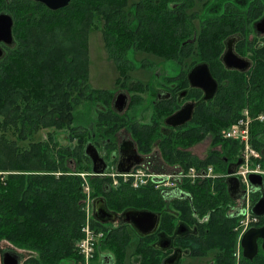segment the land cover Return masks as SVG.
Here are the masks:
<instances>
[{
  "label": "trees",
  "instance_id": "1",
  "mask_svg": "<svg viewBox=\"0 0 264 264\" xmlns=\"http://www.w3.org/2000/svg\"><path fill=\"white\" fill-rule=\"evenodd\" d=\"M129 3L71 0L68 7L52 11L31 0H0V15L13 19V43L4 46L0 58V242L23 249L22 254L10 250L23 256L22 264H85L79 244L86 236V226L94 235H102L95 246L94 264H126L132 233L138 244L129 264H164L172 250L156 247L158 235L174 237L180 223L191 229V235L174 237V246L190 256L217 251V264H232L239 220L230 218L234 203L229 205L225 179L214 185L183 184L181 190L192 198L187 200L164 197L161 189L154 188V181L140 189L123 182L121 187L112 188L110 178L96 175L90 179L92 190L120 218L109 223L93 218L87 223L82 181L68 175L69 166L87 159L89 141L99 149L103 144L115 149V131L128 120L113 110L112 92L90 85L93 31L102 34L108 59L119 74L116 83L127 87L133 82L129 86L133 103L141 101L138 93L150 88L142 80L132 81L137 67L128 59L130 51L176 66L175 75L165 76L168 85L160 88H189L188 95L196 102L189 125L164 129L165 119L180 106L158 98L151 102L150 123L128 122L138 154L145 159L159 153L168 167L177 169L175 174L213 165L226 175L228 163L236 160L240 148L222 138L221 130L238 121L246 108L253 118L264 113V64L242 73L228 70L222 61L226 42L249 33L246 29L255 19L256 1L245 12L227 8L200 21L199 32L194 24L198 18L188 14L195 0H137L131 7ZM237 48L243 54L253 51L244 39ZM191 58L194 60L189 64ZM198 62L207 64L220 82L213 101H206L201 90L188 84V73ZM158 67L155 61H141V68L153 70L154 77ZM81 106L85 112L78 110ZM43 129L66 130L69 140L77 144L60 145L52 135L46 141L30 142L29 138ZM208 135L215 144L224 141L223 157L215 151L201 160L190 151ZM251 135L264 161V124L256 123ZM59 172L64 175L58 176ZM128 209L160 214L157 234L143 238L124 224L121 217Z\"/></svg>",
  "mask_w": 264,
  "mask_h": 264
},
{
  "label": "rangeland",
  "instance_id": "2",
  "mask_svg": "<svg viewBox=\"0 0 264 264\" xmlns=\"http://www.w3.org/2000/svg\"><path fill=\"white\" fill-rule=\"evenodd\" d=\"M195 1H196V5H195L194 9L189 10L188 14H193L199 19V20L197 19L194 21L195 28H197V30L199 32V29H200V23L199 22L200 21H203L204 19H207L209 17L218 16L223 12V10H226L227 8L235 7L239 11L245 12L249 6V3L252 2L253 0H195ZM135 2H137V0H130L129 6L131 7V5ZM249 37L251 38V35H249ZM90 58H91V67H90V85H91V87L94 89L108 90L110 93L112 92L113 110H115L114 109V102L117 99L118 95L126 94L128 99H129V103H128V107H127L126 111H124L123 113H118L116 111L118 114H121V116L128 118V120L125 121L126 125L119 127V129H117L115 131V134H114L115 149H113V150L107 149L108 147H105V145L104 146L101 145L100 149H99L98 147L94 146L92 141H89L88 143H86V146L87 145L92 146V148L94 150L98 149L100 154H102L101 155L102 159H104L107 163V169L103 175L109 174V176H105V177L111 179V181H112L111 187L112 188H119V187H121V185L123 183L117 181L116 184H118V183L119 184L115 185L114 178L111 175L114 174L115 171L117 173V165H118V161H119L118 150H119V147H120L121 143L123 142V140L124 141L125 140L131 141L134 144L132 134L130 131V127L128 125L130 123L129 121L131 119L132 120L137 119V120H139L140 123H144V124L150 123V119L153 115V106H152L151 102L155 98L157 90L164 83L166 85H168L164 76L175 75L176 66H174L170 62L169 63H164V62L161 63V61H159V60L157 61V59L152 58V57H148V56H144V55L139 56L136 52L130 51L128 53V59L132 63H134V65L137 67L135 72L132 73V75H131L132 81L142 80L145 82V84L149 85V88H150L148 91L143 92L142 94L138 93V95H140L139 97H140L141 101H139L137 103L136 102L133 103V99H132L133 93L130 92V87H129L130 85H132L133 82H131L130 85L127 87H125L123 84L116 83V80H117L119 74H118V71L116 70L114 63L108 59L107 51L105 50L104 39H103L100 31L91 32V36H90ZM144 59H147L153 63L155 61L156 66L157 67L159 66L157 73H156V77H154V71L153 70H143L141 68V61ZM193 60H194V58H191L189 61V64ZM198 63H200V62H198ZM185 66H186V63H185ZM158 75H159V77H157ZM218 83L220 84V82H218ZM78 110L81 112H85V109L83 108V106L79 107ZM245 111H248V113H249V116H250V118H249L250 120H248L249 123H245V124L241 125L238 122L239 120H241V118H239L238 121H236L230 127H227V128H224L223 130H221L220 133H221L222 138H226V134L228 133V131L232 127H235L237 130H240L241 133H243L244 131H248L249 136L252 137V135H251L252 127L255 126L256 123H258V120H256L255 118H253L251 116L250 110L248 108L244 109L241 112V115H244ZM259 122L262 123V121H259ZM68 134H69V132L66 130L43 129V130H40L39 132H35V134L32 137H30L31 139L29 138V140H30V142L46 141L49 138V135H52L54 140H56L60 145L75 147V145L77 144V141H70L68 138ZM10 138H14V136H10ZM225 140L229 141V139H225ZM223 142L224 141H222L220 139V142L215 144V143H213L212 135H208L203 141L192 146L190 148V151L193 153V155H196L201 160L206 159L212 152H215V151L218 152L219 155L221 156L223 153L222 152V150H223L222 143ZM113 155H115V156L112 157ZM85 156L87 157V159H83L79 163H77V161H75L76 162L75 166H73V167L69 166L71 169L70 170L71 172L68 173V175L79 177V179L82 181L83 194H85V198L83 200L84 201L83 205H84V208L86 207L87 223H90L93 218L95 219V215H94L95 214V207H94L95 202L97 200L103 199V198H101V197L97 198L96 193H94L95 191L92 190V188H91L90 179L94 178V176H96V175L93 173V161H92V159L86 153H85ZM221 157H223V155ZM262 164H264V162H262ZM143 167L145 168V170L147 172H149L152 175H155V177H159V178L166 177L167 179L173 178V181H175L174 179H176V178H174V176H175L174 174H175V171H177V169L176 168L172 169V168L168 167V164L164 162V160L162 159V157L159 153H157V154L153 153L150 157H147L145 159ZM207 168L214 169V171L216 172V175L220 174L222 176H213V177H211V179H205V180L195 179L193 182H187L186 180L181 181V178H179V180L176 179L178 181V183L175 185L178 186L180 188V190L183 189V188H181L182 184L188 185V186H194L198 183L210 182V183H212V185H214L216 182L224 179V177L226 176L225 173L222 172V170H216L215 166H213V165L203 166L199 169H207ZM76 169L78 170V172L76 171ZM79 169L82 172L79 173ZM57 175L58 176L64 175V173L59 172ZM244 175H247V174L244 173ZM240 184L243 185L241 182H240ZM130 186L132 189H140V188L135 187L133 185L132 180L130 182ZM154 188L156 189V187H154ZM182 191H184V190H182ZM98 196H100V195H98ZM175 198H177V197H175ZM90 206H91V212L89 213V212H87V207L89 208ZM253 223H256V222L251 221L250 226ZM247 229H248V227L245 229V227H243L242 225H238V226H236V233L244 235L246 233V231H248ZM91 231L92 230L89 227V233ZM87 234L88 233H86V235ZM101 237H102V235H98L99 239H101ZM98 238H97V240H98ZM137 244H138V237L132 233V241H131L130 245L128 246V249H127L126 264H129L130 259H132L131 255L134 253ZM237 247L238 246L236 245V249L234 252V258L232 259V264H245L243 262V260H241V258L236 257V254L238 251ZM10 250H17L21 254L23 253V249L16 248L15 246H13L8 241H1L0 242V255L2 252L10 251ZM176 250H180L183 254L181 264H216L215 256L217 255V251H209L205 256H190L187 253V251H185L182 248L176 247V246H174L172 253L168 254L166 256L167 258L165 257L166 260L168 258L172 257L173 256L172 254ZM96 262H97V260H96ZM0 264H2V258L1 257H0ZM89 264H94L93 258L90 259Z\"/></svg>",
  "mask_w": 264,
  "mask_h": 264
},
{
  "label": "water",
  "instance_id": "3",
  "mask_svg": "<svg viewBox=\"0 0 264 264\" xmlns=\"http://www.w3.org/2000/svg\"><path fill=\"white\" fill-rule=\"evenodd\" d=\"M45 5L52 11L64 9L68 7L71 0H31ZM264 25V21L262 23ZM13 19L10 15H0V58L4 52L1 44L11 45L13 43ZM238 39L232 38L227 43V50L223 57V62L229 70H237L245 72L250 68V62L246 59L240 58L234 50V45ZM189 81L193 88L201 90L205 94L206 100H211L218 90V84L211 74L207 64H199L195 66L189 73ZM129 99L126 94L118 95L114 102V109L118 113H123L128 107ZM195 110V103H189L183 106L178 112L168 117L165 124L172 128H177L192 120ZM86 154L93 161V173L101 176L107 169V163L100 157L98 151L91 146L87 147ZM144 158L140 156L131 141H126L121 150V157L117 165V172L119 174L130 173L135 167L142 166ZM241 163L230 165L228 168L229 177L225 179L227 192L232 200L240 198L243 194L242 186L237 178L230 177L234 175ZM154 183L157 185L163 184L167 181L166 177H154ZM251 182L256 187L263 188V179L260 176H251ZM164 197H177L178 199L191 200V195L185 191L174 189L172 191H164ZM95 219L100 223L116 222L120 217L110 212L103 199L95 202ZM246 211H239L236 213V218L244 216ZM253 214L256 216H264V188L262 190V197L253 208ZM124 224L132 226L140 237H148L157 234L161 215L149 210L128 209L122 217ZM191 233V229L184 223H180L174 233V237H184ZM174 237H170L164 233L158 235V242L156 247L162 251L173 250L175 245ZM264 240V226L261 228H251L243 236L241 247L243 250V257L252 260L258 253V239ZM264 251V243H263ZM182 257V252L177 250L175 254L168 258L164 264H179ZM4 264H18V261L10 254L5 256Z\"/></svg>",
  "mask_w": 264,
  "mask_h": 264
},
{
  "label": "flooded vegetation",
  "instance_id": "4",
  "mask_svg": "<svg viewBox=\"0 0 264 264\" xmlns=\"http://www.w3.org/2000/svg\"><path fill=\"white\" fill-rule=\"evenodd\" d=\"M254 1H256V5H255V8L253 10V12H254L253 16L255 17V19L251 22L250 27H247V29H246V31L249 32V33L247 35L245 34L244 36H242V35L233 36L230 39H232V38H237L238 39L236 41L235 45H234L235 53L240 58L248 60L250 62V68L257 69V68H259V65L264 64V25H262V23L264 21V0H253L252 2H254ZM252 2H250V3H252ZM250 3H249V5H250ZM249 35H251V38L249 37ZM243 37H245V38H243ZM243 39L246 42L250 43L251 46L253 47L252 53L249 52L247 54H243L242 52H240L238 50L237 46H238V44L240 42L243 41ZM228 41L226 42V49H225L224 55H225L226 50H227ZM4 46H5L4 44H1L2 50L4 49ZM224 55H223V57H224ZM222 61H223V58H222ZM199 64H201V63H199ZM223 64H224V62H223ZM224 66H225V64H224ZM193 68H191V70ZM250 68L247 71H249ZM191 70L189 71V73L191 72ZM233 71H237V70H233ZM247 71L242 72V73H246ZM189 73H188V77H189ZM188 77H187V79H188L189 86L192 89H196V88H193L191 86ZM215 80H216V82L218 84V90H217L215 96L213 97V99L206 100L205 99V94L202 92L203 93V98L206 101H213L215 99L218 91H219L220 84L218 83L217 79H215ZM188 91H189V88L187 90H184V91H177L176 87H174V86L172 87V85H171V86H167L165 88L158 89L157 93L155 95V98L156 99L157 98L158 99H163L164 102H170V101L173 102V101H175L180 106V109L183 106H185L186 104H189V103H195V108H196V102L194 101V99L192 97H189ZM255 119L258 120V122L262 121V124H264V113L259 114L258 116L255 117ZM165 121H166V119H165ZM165 121H164V125H165L164 129H167V130H169V129H181V128H183L186 125H189L191 123V122H188V123H185L184 125H182L180 127L172 128V127L167 126L165 124ZM125 142H126V140L125 141L123 140V142L121 143V145L119 147V150H118V153H119L118 157L119 158L121 157L122 146H123V144ZM234 143L238 144L240 149H239V153L236 155V160H234L233 163H231V162L228 163V168L230 167V165L237 164L239 162L241 163L238 166V169H237L236 173L234 175L230 176V177L237 178L243 184V185H241L242 186V190H243V194H242V196L240 198H238L236 200H232L230 198L231 202L229 204L232 205V203H234V205H233L234 206V210L230 211V213L232 214L230 218H232L234 220H239V222H240L245 216H239V217L236 218V216H235L236 213H238L239 211H245V209L247 207H250V214L251 215H250V222L248 224V229L247 230H249L251 228H261V227L264 226V216L260 217V216L254 215L253 214V208L256 205V203L261 199L262 190H263L264 186H263V188L254 186L252 184V182H251V176H260V177H262L263 184H264V164H262V162H264V161H262L263 156L258 150H256L254 148V146H253V144L251 142V137L250 136H249V146H250V149L252 151L257 153V155H258L257 158L254 157V156H251L250 152H248V159H247L246 158V146H244V145L241 146L238 142H234ZM104 145L105 144H103V146ZM87 147H88V145H87ZM87 147H86L85 150H87ZM96 150L98 151V149H96ZM98 153H99L100 157H102L101 156L102 154H100L99 151H98ZM150 156H148V157H150ZM145 159H144V162H145ZM142 166H144V163L142 164ZM258 166L260 167V171L261 172L260 173L252 172L255 169H257ZM228 168H227V171H226V177L227 178L229 177ZM242 170H244V173L247 174L246 175V179L248 181L249 190H247L246 185L243 183V180H244L243 173H242V181H241L240 172ZM251 221H255L256 223H253L250 226ZM238 225H239V223H238ZM190 235H191V233L185 235V237L186 236H190ZM243 236L244 235L240 236L239 233L237 234V244L236 245L238 246L237 247L238 249L239 248L241 249L240 250L241 251V260H242V257H243V250H242V247H241V241H242ZM257 243H258V253L256 254V256L252 260H248V259H245L243 257V260H244L243 262H245L247 264H264V251H263L264 240L262 238H260V239H258ZM176 247H178V246H176ZM175 252L172 255H174ZM7 254H10L12 257H14L18 261V264L22 263L23 256L19 252L17 253L15 251H5V252H2L1 255H0V257L2 258V264H4L5 256ZM217 255H218V252H217ZM217 255L215 256V261L217 259ZM182 258H183V254H182V257L180 259V263L179 264H181ZM216 264H217V262H216Z\"/></svg>",
  "mask_w": 264,
  "mask_h": 264
},
{
  "label": "built area",
  "instance_id": "5",
  "mask_svg": "<svg viewBox=\"0 0 264 264\" xmlns=\"http://www.w3.org/2000/svg\"><path fill=\"white\" fill-rule=\"evenodd\" d=\"M250 116L248 111L244 112V115H242L241 120H239V124L243 125L245 123H249L248 120ZM224 139H229L232 142H238L241 146L244 145L246 146V158L248 159V152H250L251 156L254 157H258L257 153L252 151L250 149L249 146V132L248 131H244L243 133H241L240 130H237L235 127H232L228 133L226 134V138ZM254 173H260V167L258 166L257 169H255L254 171H252ZM242 173H243V177H244V184L246 185L247 190H249V186H248V181L246 179V175H244V170H242L240 172V178L242 181ZM174 178H176L177 180H179V178H181L182 180H186L187 182H193L195 179H199V180H205V179H211V177L213 176H222V175H216V172L214 171V169L212 168H207V169H196V168H190L186 171L180 172V173H176L174 174ZM103 176H109V174L107 175H103ZM114 178V183L115 185L117 181L119 182H123V183H130L131 180L133 181V185L135 187L141 188V187H146L149 185L150 182L153 181L155 175L150 174L149 172H147L145 170V168L143 166H139L134 168L130 173H125V174H119L118 172L111 175ZM224 176V175H223ZM227 177L225 176L224 179H226ZM174 179L175 181H173V178H168L166 182H164L163 184L160 185H156L155 187L158 189H161V191H171L174 189L179 188L178 186H176L175 184L178 183V181ZM183 185V184H182ZM246 213H245V217L239 222V225H242L243 227H245V229L248 227V224L250 222V207H247L245 209ZM87 212H91V206L88 208L87 207ZM84 232L88 233L85 238H83V240L80 242L79 244V249L81 251V253L83 254V256L85 257V264H89L90 263V259L93 257V254L95 252V246L96 243L99 242V238L98 235H94V233L91 231L89 233V226H86L83 229ZM240 236H242L240 234ZM98 238V240H97ZM236 257L241 258V251L240 249H238Z\"/></svg>",
  "mask_w": 264,
  "mask_h": 264
}]
</instances>
